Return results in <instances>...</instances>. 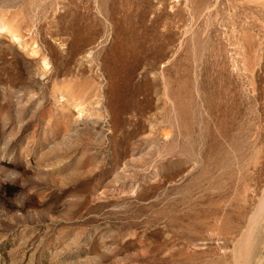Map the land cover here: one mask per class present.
<instances>
[{
  "label": "rangeland",
  "instance_id": "374dc122",
  "mask_svg": "<svg viewBox=\"0 0 264 264\" xmlns=\"http://www.w3.org/2000/svg\"><path fill=\"white\" fill-rule=\"evenodd\" d=\"M0 264H264V0H0Z\"/></svg>",
  "mask_w": 264,
  "mask_h": 264
},
{
  "label": "bare ground",
  "instance_id": "6f19581e",
  "mask_svg": "<svg viewBox=\"0 0 264 264\" xmlns=\"http://www.w3.org/2000/svg\"><path fill=\"white\" fill-rule=\"evenodd\" d=\"M206 9V8H205ZM54 11V10H53ZM56 11V10H55ZM6 27H2V29H5ZM185 35V34H184ZM259 203V202H258ZM263 204L261 205V202L259 203V205H258V212L256 213V215L258 214V216H259V213H262V211H263ZM257 216V217H258ZM256 217V216H255ZM254 218V217H253ZM253 218H251V219H253ZM250 219V218H249ZM250 221V220H249ZM253 221H255V222H257L256 221V219L255 220H253ZM252 220H251V222H253ZM259 221V220H258ZM258 223V222H257ZM243 237V236H242ZM245 243L244 244H247V242H248V244H249V241L251 240V231L249 230V231H247V233H246V235H245ZM249 246V245H248ZM250 247V246H249ZM246 248H247V246H246ZM241 253H240V257H241V262L243 263V261H242V259H244L245 257H247L246 255H245V253H246V251H244V250H242V251H240Z\"/></svg>",
  "mask_w": 264,
  "mask_h": 264
}]
</instances>
